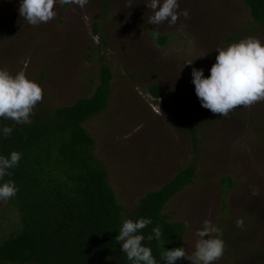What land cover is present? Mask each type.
<instances>
[{
    "label": "rangeland",
    "instance_id": "rangeland-1",
    "mask_svg": "<svg viewBox=\"0 0 264 264\" xmlns=\"http://www.w3.org/2000/svg\"><path fill=\"white\" fill-rule=\"evenodd\" d=\"M21 2L0 0V68L12 74L23 69L42 87L30 121L42 109L91 96L103 58L113 74L111 99L84 127L95 139V154L108 169L125 219L148 192L195 164L194 182L164 210L171 221L187 225L186 252H194L195 233L209 220L225 243L213 264H264V101L222 117L202 106L192 83L193 68L210 76L218 47L249 36L264 43V25L252 19L244 1L178 0L179 11L189 16L172 26L149 24L148 0H88L83 8L58 0L55 18L39 25L20 16ZM94 22L100 23L99 35ZM154 30L167 36L165 45ZM155 84L164 97L151 96ZM192 128L200 139L197 152ZM14 208L0 200L1 239L20 224Z\"/></svg>",
    "mask_w": 264,
    "mask_h": 264
},
{
    "label": "trees",
    "instance_id": "trees-1",
    "mask_svg": "<svg viewBox=\"0 0 264 264\" xmlns=\"http://www.w3.org/2000/svg\"><path fill=\"white\" fill-rule=\"evenodd\" d=\"M252 19L264 25V0H243ZM94 34L100 23L94 22ZM167 36L158 35L165 45ZM113 74L101 58L100 83L89 97L53 111L37 112L30 123L15 124L0 118V156L21 154L17 166L8 169L0 184L14 181L18 189L9 203L20 224L0 238V264H133L116 240L125 220L123 206L109 181L105 164L95 154V139L84 124L107 109L112 94ZM154 98L164 97L159 85L149 88ZM12 127L5 137L2 128ZM194 151L200 139L192 128ZM197 167L190 164L162 188L141 198L129 219L150 218L153 222L140 234L157 264H167L161 252L183 247L187 225L171 221L164 210L177 193L192 184ZM14 208V209H15ZM159 227L161 237L147 240ZM175 264H180L179 259Z\"/></svg>",
    "mask_w": 264,
    "mask_h": 264
},
{
    "label": "clouds",
    "instance_id": "clouds-1",
    "mask_svg": "<svg viewBox=\"0 0 264 264\" xmlns=\"http://www.w3.org/2000/svg\"><path fill=\"white\" fill-rule=\"evenodd\" d=\"M58 0H22L19 13L29 24L39 25L55 18L54 5ZM88 0H59L60 4L75 3L81 8ZM147 7L152 11L149 24L159 26L168 22L175 25L182 15L188 18L187 10L179 11L178 0H148ZM131 7V3L128 5ZM153 31V36H158ZM219 54L216 63L210 70V76L205 77L203 69H192V83L202 106L214 114L227 117L232 110L239 106L251 107L255 103L264 101V43L259 38L249 36L227 47H218ZM192 61L186 65L192 64ZM43 89L35 81L30 80L25 71L12 74L7 68H0V118L10 119L17 124L30 123V115L35 105L42 101ZM12 127L4 126L2 132L5 137L12 133ZM21 159L19 152L13 151L10 158L0 156V180L7 171L18 165ZM18 189L14 181L8 180L0 184V200H8L16 195ZM150 218L141 217L138 220L125 219L116 240L122 243V250L133 264H157L150 247L142 244L145 236L141 230L152 224ZM243 219L236 221L237 227H243ZM154 235H148L150 242L161 237V229H152ZM215 234V235H214ZM195 235V250L188 254L184 247L163 250L161 259L167 264H175L178 259L186 258L191 264H213L224 252L225 243L222 230L214 226L209 220L203 222ZM206 237H209L206 239Z\"/></svg>",
    "mask_w": 264,
    "mask_h": 264
}]
</instances>
